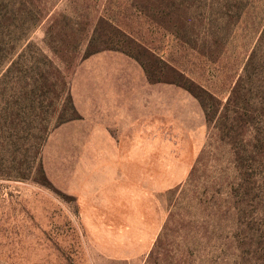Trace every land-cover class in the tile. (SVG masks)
<instances>
[{"label":"rangeland","instance_id":"rangeland-1","mask_svg":"<svg viewBox=\"0 0 264 264\" xmlns=\"http://www.w3.org/2000/svg\"><path fill=\"white\" fill-rule=\"evenodd\" d=\"M50 3L58 9L79 7V13L92 17L113 15L163 58L223 99L264 25V0ZM170 9L190 17L185 30L191 38L188 43L155 20ZM45 31L46 24L40 25L32 38L52 54L44 41ZM215 31L220 34L217 42L212 36ZM208 32L211 35L206 38ZM201 49L218 52L208 56ZM84 50L85 45L76 66L69 70L74 103L84 109L77 108L81 118L54 129L42 150L51 186L33 177L0 176V264H185L186 260L188 264L190 260L192 264H236L237 251H219L217 234L214 240L203 236L209 226L212 235L220 221L225 233L235 223V211L229 208L227 195L217 192L227 193L233 176L228 149L210 138L212 130L199 100L174 83L149 82L135 59L106 50L91 57L104 60L95 68L97 74L121 75L115 81L119 87L115 101L122 111L99 113L96 97L91 98L92 106L85 104L86 88L95 85L89 78L90 68L98 63L88 66V58L81 60ZM104 128L124 153L137 147L168 156L169 170L153 171L147 193L127 192L117 171L102 177L99 184L95 171L83 168L88 149L96 148L85 139L100 138ZM180 181V186H174ZM167 186L174 187L167 190ZM221 207L226 216L215 218ZM161 232L160 252L150 257Z\"/></svg>","mask_w":264,"mask_h":264},{"label":"trees","instance_id":"trees-1","mask_svg":"<svg viewBox=\"0 0 264 264\" xmlns=\"http://www.w3.org/2000/svg\"><path fill=\"white\" fill-rule=\"evenodd\" d=\"M163 14L155 20L170 35L188 43L191 38L185 30L190 17L175 14L173 9ZM90 15L79 13V7L58 9L50 0H0V176L33 177L51 186L43 164L44 145L54 129L81 118L69 70L76 66L83 45L81 60L106 50L119 51L140 63L149 82L174 83L199 100L212 130L210 138L228 149L233 176L227 193L217 192L227 195L229 208L235 211V223L225 233L220 221L212 235L209 226L203 236L214 240L217 234L219 251H237L236 264H264V25L241 74L223 99L163 58L113 15ZM42 24H46L44 41L52 54L32 38ZM212 36L217 42L219 31ZM216 52L200 50L208 56ZM194 172L195 166L191 175ZM223 207L215 218L224 219ZM161 234L150 257L160 252Z\"/></svg>","mask_w":264,"mask_h":264},{"label":"crops","instance_id":"crops-1","mask_svg":"<svg viewBox=\"0 0 264 264\" xmlns=\"http://www.w3.org/2000/svg\"><path fill=\"white\" fill-rule=\"evenodd\" d=\"M101 62H104V60L101 61L99 56L88 57L87 59L86 64L88 66H93L94 63L98 64L90 68V71L93 73L89 78L95 85L93 86L90 84L86 88L85 104H87V106H92L91 98L96 97L97 112H120L122 110L118 109L121 108V105L115 101V99L119 98L117 94L119 92V87L116 86L115 81H119L121 75L109 74L106 72L97 74V69L95 68L97 65H102L100 64ZM76 107L81 111L84 110L83 106L79 104H77ZM110 107H112L113 110H111ZM104 131L105 128L100 132V138H88L85 139V141L83 140L84 142H90V145L96 147L88 149L84 157L87 163L83 164V168L88 172L95 171L97 183L100 184L101 178L108 176L111 171H117L120 174L121 185L123 187L126 186V191L128 192V189H132L134 194L140 196L139 194L147 193L148 189H150L154 170L159 172L169 170L167 163L168 156L165 153L153 154L150 149L145 150L137 147L129 148L127 153H124V151L119 149L116 141L112 138H108ZM87 146H89V144H87ZM154 162L157 163L155 164ZM180 184H182V181L174 186ZM172 187L167 186L166 189L170 190Z\"/></svg>","mask_w":264,"mask_h":264}]
</instances>
